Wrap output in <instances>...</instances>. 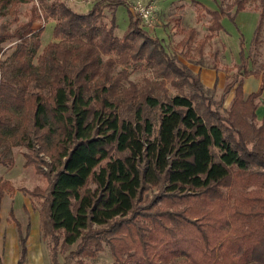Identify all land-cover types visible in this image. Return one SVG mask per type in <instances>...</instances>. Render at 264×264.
I'll list each match as a JSON object with an SVG mask.
<instances>
[{
	"label": "trees",
	"instance_id": "obj_1",
	"mask_svg": "<svg viewBox=\"0 0 264 264\" xmlns=\"http://www.w3.org/2000/svg\"><path fill=\"white\" fill-rule=\"evenodd\" d=\"M32 1L0 0V9ZM246 1L232 0L226 10L203 7L211 19L208 29L223 31L221 20H234ZM258 7L255 50L262 43L264 0ZM42 9L54 19L53 41L36 55L43 29H27L1 68L0 165L13 164L7 157L10 141L36 157L49 155V162L38 163L24 155V166L34 165L47 186L20 191L41 199L40 233L42 241L53 243L51 263L57 264L58 245L93 257L105 243L111 264L176 258L184 264H264V120L255 124L264 59L260 72L242 70V78H233L213 102L203 95L199 74L175 65L159 40L145 33L138 14L128 11V30L119 38L113 13L108 26L101 23L99 3L87 13L55 1ZM4 29L0 25V42L9 37ZM142 60H157L195 94L159 101L130 82L124 90L126 73L114 74L116 64ZM9 72L12 81L5 79ZM247 75L260 76L261 83L245 96ZM230 92L222 116L219 109ZM151 110L160 111L155 134ZM4 189L12 190L0 180V205ZM9 218L18 232L17 264H24L29 225L23 234L11 211Z\"/></svg>",
	"mask_w": 264,
	"mask_h": 264
},
{
	"label": "rangeland",
	"instance_id": "obj_2",
	"mask_svg": "<svg viewBox=\"0 0 264 264\" xmlns=\"http://www.w3.org/2000/svg\"><path fill=\"white\" fill-rule=\"evenodd\" d=\"M52 1L64 3L76 13H87L95 3H99L104 15L101 23L108 26L113 13L116 26L114 35L119 38L128 30L129 10L135 14V7L150 9L151 16L147 22L142 21V27L149 37L159 40L169 59L178 67H184L194 74H197L200 68L218 69L226 75L224 86L233 78L241 79L242 70L260 72L258 65L264 59V24L261 31V45L255 50L251 44L258 20L259 0H247L244 11L238 13L234 20L223 18L221 20L223 31L221 32H212L208 29L211 19L203 7L210 10H217L218 8L226 10V6L232 0H46L44 3L49 4ZM194 2H198L200 5ZM44 3L36 0L15 5L9 3L0 9V25H5L4 33L9 35L8 38L0 42L2 49L0 73L1 68L9 64L8 59L19 43L18 37L27 29L33 31L43 29L39 38L40 47L36 55L41 54L42 49L53 41L54 19L49 16L46 17L42 9ZM233 12L234 9H231L230 14ZM241 42L242 45H240ZM140 44L141 40L139 39L134 45L138 47ZM145 48L151 49V45L147 41ZM145 58H147V53ZM144 60L130 61L124 65L116 64L114 74L121 71L126 73V80L121 81L124 90L128 88V82H130L140 91H151V94L159 101H163L165 97L176 95L190 98L195 94L188 85L182 84V81L174 73L167 70L165 66L158 65L157 60L150 62L149 65ZM14 76L12 72H9L5 75V79L12 81ZM202 85L204 87L203 95L206 98L213 102L220 101L224 87L213 85L208 88L203 83ZM232 98L233 92L225 96L222 108L219 109L222 116H225L223 110L229 108ZM159 114V110H151L149 114L154 134L158 127ZM19 121L17 116L12 119L14 125L20 123ZM255 124L258 126L260 123L255 121ZM50 141V138H47L46 142L50 143ZM46 142L45 144L48 145ZM7 147V157L13 160V164L6 167L0 165V180L7 182L12 190L4 189L3 196L12 198L18 206L20 203V206L23 205L24 198L32 201L34 206L39 207L40 198L25 195L20 189L32 191L34 188H38L44 190L47 186V180L35 172L34 165L24 166V155H28L37 163L41 158L49 162V155L40 152L36 157L32 151L27 150L22 145H15L13 141H10ZM90 187L93 188V185ZM14 192L20 194L12 197ZM5 199L4 220L8 217L10 210L9 200L8 198ZM14 233L15 230H10L8 226H5L4 234L6 237L14 235ZM43 243V264H52L50 257L53 243L47 238ZM102 248L103 250L93 257H86L78 256L75 247L63 252L58 245L54 248L56 263L111 264L113 258L108 246L103 243ZM162 264H184V262L182 258H176Z\"/></svg>",
	"mask_w": 264,
	"mask_h": 264
},
{
	"label": "crops",
	"instance_id": "obj_3",
	"mask_svg": "<svg viewBox=\"0 0 264 264\" xmlns=\"http://www.w3.org/2000/svg\"><path fill=\"white\" fill-rule=\"evenodd\" d=\"M250 71V70H249ZM200 80L208 88L213 85L218 87H224L226 75L224 72L213 68H200L198 69ZM261 83L260 76L247 75L243 78L242 89L245 96L256 93ZM256 122L261 123L264 120V88L261 95L257 99V108L255 111ZM18 192H14L12 197ZM22 195V193H21ZM8 198L10 204V210L13 213L14 219L21 226V231L24 234L26 225H29V231L26 238V260L24 264H43V250L44 243L40 233L39 223V207L34 206V203L30 200L23 198V205L18 206L15 204V200L9 197H2L0 205V264H17L20 254V246L18 239V232L16 224L10 221L9 212L8 217L4 220V200ZM5 221V223H3ZM5 226H8L10 230H15L14 235L7 236L4 234ZM24 228V230H23Z\"/></svg>",
	"mask_w": 264,
	"mask_h": 264
},
{
	"label": "built area",
	"instance_id": "obj_4",
	"mask_svg": "<svg viewBox=\"0 0 264 264\" xmlns=\"http://www.w3.org/2000/svg\"><path fill=\"white\" fill-rule=\"evenodd\" d=\"M134 12L139 15L141 21L145 22H147L148 18L151 16V10L142 7H135Z\"/></svg>",
	"mask_w": 264,
	"mask_h": 264
}]
</instances>
